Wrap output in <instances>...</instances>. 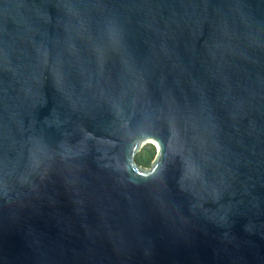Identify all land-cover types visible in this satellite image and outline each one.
<instances>
[{"label": "water", "instance_id": "water-1", "mask_svg": "<svg viewBox=\"0 0 264 264\" xmlns=\"http://www.w3.org/2000/svg\"><path fill=\"white\" fill-rule=\"evenodd\" d=\"M0 264H264V0H0Z\"/></svg>", "mask_w": 264, "mask_h": 264}, {"label": "trees", "instance_id": "trees-1", "mask_svg": "<svg viewBox=\"0 0 264 264\" xmlns=\"http://www.w3.org/2000/svg\"><path fill=\"white\" fill-rule=\"evenodd\" d=\"M157 156L156 147L153 145L146 146L137 157V162L144 168H149Z\"/></svg>", "mask_w": 264, "mask_h": 264}]
</instances>
